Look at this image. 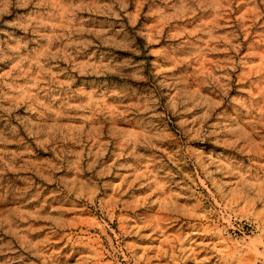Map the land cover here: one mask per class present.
<instances>
[{
    "label": "clouds",
    "instance_id": "clouds-1",
    "mask_svg": "<svg viewBox=\"0 0 264 264\" xmlns=\"http://www.w3.org/2000/svg\"><path fill=\"white\" fill-rule=\"evenodd\" d=\"M0 264H264V0H0Z\"/></svg>",
    "mask_w": 264,
    "mask_h": 264
}]
</instances>
